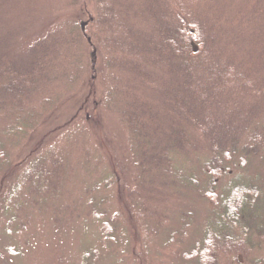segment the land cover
<instances>
[{
  "label": "rangeland",
  "instance_id": "obj_1",
  "mask_svg": "<svg viewBox=\"0 0 264 264\" xmlns=\"http://www.w3.org/2000/svg\"><path fill=\"white\" fill-rule=\"evenodd\" d=\"M1 1L10 10L9 24L17 32L13 46L30 45L49 31L56 37L67 33L64 38L72 31L71 39L78 42L74 51L81 57L75 82L72 78L79 75L67 70L63 84L49 87L54 105L44 104L38 96L34 108L42 114L35 126L25 128L19 144L3 133L7 124L16 133V119L0 113V264H201L187 254L208 223L216 221L228 187L247 181L262 191L258 199L262 206L246 222L248 231L241 226L230 231L241 251L232 257L221 251L218 264H255L264 257V151L249 157L247 164L240 156L230 162L225 159L222 177L215 183L207 159L196 147L183 154L171 149V169L139 177L131 134L122 117L110 109L112 81L125 89L128 98L139 96L156 108L160 87L151 80L156 88L148 91V79L110 67L107 59L112 60L113 53L108 52L104 32L111 26L105 28L102 21L105 0ZM108 1L119 8L136 5L135 0ZM204 1L210 21H222L223 50L257 54V65L264 67V0ZM125 20L148 33L159 26L134 20L129 12ZM115 34L112 31L111 37ZM60 55L68 58L70 52L64 48ZM117 56L125 58L119 50ZM55 148L66 152L60 194L54 202L39 206L26 173L38 165L41 159L36 162V158ZM93 199L96 214L105 215L101 220L90 212ZM104 221L110 223L112 239Z\"/></svg>",
  "mask_w": 264,
  "mask_h": 264
},
{
  "label": "trees",
  "instance_id": "obj_2",
  "mask_svg": "<svg viewBox=\"0 0 264 264\" xmlns=\"http://www.w3.org/2000/svg\"><path fill=\"white\" fill-rule=\"evenodd\" d=\"M105 3L102 21L105 20V28L111 26L104 32L108 37V52L113 53L112 60L107 59L110 67L148 79L145 85L148 91L155 87L151 80L160 87V91L156 89L160 102L156 108L139 96L128 98L125 89L117 87L118 82L111 77L110 109L122 117L131 134L137 175L145 177L146 172L157 174L171 169L172 151L183 154L196 147L200 156L207 159L206 166L213 172L215 183L222 177L225 159L230 162L240 156L247 164L249 157H259L264 151V67L257 65V54L249 56L246 50L241 51L243 55L223 50L225 34L219 24L222 21H210L207 3L135 0L136 5L127 8H119L108 0ZM128 12L134 20L142 18L154 27L158 23V29L148 33L137 28L138 23L125 20ZM9 14L10 10L0 0V113L16 119V133L7 128L8 124L3 133L8 140L15 137L13 140L19 144L26 129L35 126L42 114L41 109L34 108L38 96L44 104L54 105L49 87L63 84L67 70L78 76L81 56L74 51L78 42L71 39L72 31L66 38L67 33L56 37L54 31H49L30 45L13 46L17 32L9 24ZM112 31L116 33L115 39L111 37ZM64 48L70 52L68 58L60 55ZM118 50L125 58H115ZM73 64L76 66L72 67ZM157 71L164 73L159 82ZM53 150L36 158V162L41 159L38 165L26 173L25 180L39 206L54 202L60 194L61 167L65 163L62 155L66 152ZM247 182H234L228 187L216 221L208 223L188 257L200 259L201 264H218L221 251L230 257L241 251L230 231L239 226L248 231L246 222L262 206L258 199L263 195ZM90 204L91 214L101 220L102 216L96 214V200ZM103 224L108 238L112 239L110 223ZM255 264H264V257L257 258Z\"/></svg>",
  "mask_w": 264,
  "mask_h": 264
}]
</instances>
